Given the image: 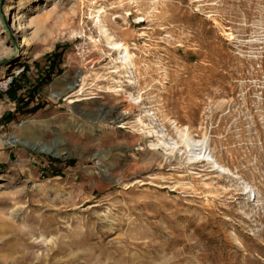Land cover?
I'll list each match as a JSON object with an SVG mask.
<instances>
[{
  "label": "rangeland",
  "instance_id": "374dc122",
  "mask_svg": "<svg viewBox=\"0 0 264 264\" xmlns=\"http://www.w3.org/2000/svg\"><path fill=\"white\" fill-rule=\"evenodd\" d=\"M0 93V264H264V0H1Z\"/></svg>",
  "mask_w": 264,
  "mask_h": 264
},
{
  "label": "trees",
  "instance_id": "16d2710c",
  "mask_svg": "<svg viewBox=\"0 0 264 264\" xmlns=\"http://www.w3.org/2000/svg\"><path fill=\"white\" fill-rule=\"evenodd\" d=\"M58 47V45L56 46ZM47 63L44 66V74L41 77V81L39 84L46 83L50 80L51 74L56 71V72H61L60 68L58 67V64L60 62V53H57L56 51L47 54ZM28 69L27 65H24V68L17 74V75H12L11 81L8 84V87L6 91H4V94L9 98L11 101L15 102H20L23 101V99H20L19 95L17 94L19 90H21L24 86V83H28V78L26 76V71ZM32 94L36 92L35 86H32L31 88ZM2 94L0 93V96ZM38 107L33 106L31 107L27 112H34ZM13 117V113L8 112L4 114L1 118L5 119L6 121L11 120Z\"/></svg>",
  "mask_w": 264,
  "mask_h": 264
},
{
  "label": "water",
  "instance_id": "95a60500",
  "mask_svg": "<svg viewBox=\"0 0 264 264\" xmlns=\"http://www.w3.org/2000/svg\"><path fill=\"white\" fill-rule=\"evenodd\" d=\"M1 1V0H0ZM77 86V84L74 85V87ZM79 102V101H73L71 104L75 107L76 103ZM84 113V112H83ZM92 120V119H91ZM93 120H97V121H100V120H103L102 117L100 116H96L95 118H93ZM28 121H23L20 123L21 125V128L25 130L26 128V125H27ZM7 140L11 143H19L25 147H28L30 149H37L38 151L42 152V153H48V154H51L50 152H46L45 149H46V146L45 145H41L40 143L38 142H31L29 141L26 136L24 137H21L20 139H17V138H14L12 136H9L7 138Z\"/></svg>",
  "mask_w": 264,
  "mask_h": 264
},
{
  "label": "bare ground",
  "instance_id": "6f19581e",
  "mask_svg": "<svg viewBox=\"0 0 264 264\" xmlns=\"http://www.w3.org/2000/svg\"><path fill=\"white\" fill-rule=\"evenodd\" d=\"M14 16V15H13ZM124 49V48H123ZM56 94H59V92H55V93H53L52 95H56ZM186 145H187V147L189 146V144H187L186 143ZM45 151L46 152H50V153H53L54 155H56V156H62L63 155V150L62 149H60V148H55V149H50V148H46L45 149ZM103 170V168L102 169H100V171H102ZM31 253V252H30ZM27 254V253H26ZM28 255H30V254H28ZM32 255V254H31ZM29 257V256H28ZM26 258V257H25Z\"/></svg>",
  "mask_w": 264,
  "mask_h": 264
},
{
  "label": "built area",
  "instance_id": "2783aa9c",
  "mask_svg": "<svg viewBox=\"0 0 264 264\" xmlns=\"http://www.w3.org/2000/svg\"><path fill=\"white\" fill-rule=\"evenodd\" d=\"M11 81V79H9V81L8 82H10ZM40 165L43 167V166H45V164L44 163H40Z\"/></svg>",
  "mask_w": 264,
  "mask_h": 264
}]
</instances>
